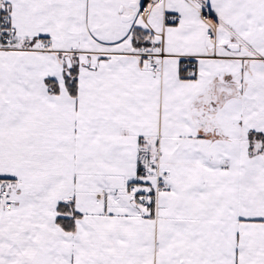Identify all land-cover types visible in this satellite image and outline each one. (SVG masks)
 Listing matches in <instances>:
<instances>
[{
    "label": "snow or ice",
    "instance_id": "6c2138e0",
    "mask_svg": "<svg viewBox=\"0 0 264 264\" xmlns=\"http://www.w3.org/2000/svg\"><path fill=\"white\" fill-rule=\"evenodd\" d=\"M0 264H264V0H0Z\"/></svg>",
    "mask_w": 264,
    "mask_h": 264
}]
</instances>
